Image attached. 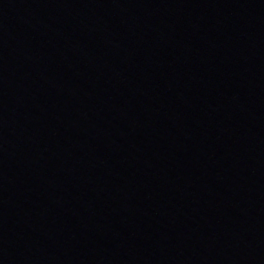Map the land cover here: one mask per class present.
<instances>
[{"label":"water","instance_id":"water-1","mask_svg":"<svg viewBox=\"0 0 264 264\" xmlns=\"http://www.w3.org/2000/svg\"><path fill=\"white\" fill-rule=\"evenodd\" d=\"M0 264H264V0H0Z\"/></svg>","mask_w":264,"mask_h":264}]
</instances>
